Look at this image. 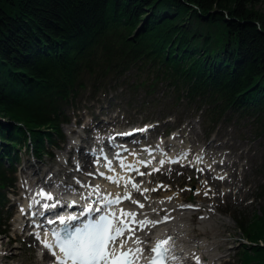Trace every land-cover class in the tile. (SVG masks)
I'll return each instance as SVG.
<instances>
[{
	"label": "trees",
	"instance_id": "obj_1",
	"mask_svg": "<svg viewBox=\"0 0 264 264\" xmlns=\"http://www.w3.org/2000/svg\"><path fill=\"white\" fill-rule=\"evenodd\" d=\"M260 4L264 0H0V235L7 232L5 190L16 180V147L31 138L36 153L45 152V139L56 144L63 136L67 106L127 74L145 75L138 84L148 91L162 84L176 103L198 104L210 122L246 118L264 141ZM238 223L252 242L242 245L239 264H264V202Z\"/></svg>",
	"mask_w": 264,
	"mask_h": 264
},
{
	"label": "rangeland",
	"instance_id": "obj_2",
	"mask_svg": "<svg viewBox=\"0 0 264 264\" xmlns=\"http://www.w3.org/2000/svg\"><path fill=\"white\" fill-rule=\"evenodd\" d=\"M255 10L264 15V4L256 6ZM145 79V75L128 79L125 76L118 82H110L99 93H92L89 89L77 105H69L67 113L71 122L62 127L65 140L61 149L50 148L52 155L35 157L28 147L21 150L24 166H19V182L15 190H9V203L5 210L6 217L12 215L9 233L0 236L1 264H48V258L42 255L34 239H27L28 234H22V194H27L26 188L33 184L35 186L39 178H45L48 173L54 174L57 180L74 182L70 174L75 167L68 160L80 156L84 164L89 166L92 162H88L89 156L83 150L76 152L73 149L70 153L69 145L73 139L79 138L81 144L88 145L87 137L98 128L99 117L119 120L123 127L128 123L132 126L150 125L152 130L149 133L153 140L177 129L176 136L173 134V139L168 138L167 141L174 144L172 149H190L188 153L193 157L204 154L202 161L206 166L167 167L164 172L150 177V191L156 188L160 190L156 194H152L153 191L149 194L147 214L165 216L169 211L166 207L171 211L173 209L174 224L179 225L180 232L177 238L185 243L186 249L190 252L199 249L204 261L210 259L209 262L215 264L238 263L237 253L244 237L236 217L249 219L264 201L261 193L264 189V141L256 137L246 118L223 121L212 138H208L204 130V115L198 111V104H189L184 100L176 103L175 96L162 84L148 91L147 87L138 84ZM153 80L154 76H151L149 83H153ZM162 183L164 187H160ZM193 185L200 191L195 199L202 209L172 208L175 201L188 202L194 193L188 189ZM206 191L207 196L204 195ZM164 201L170 204L166 205ZM153 208L157 211L153 212ZM159 211L161 213L158 214ZM154 229L143 233L142 238H152Z\"/></svg>",
	"mask_w": 264,
	"mask_h": 264
},
{
	"label": "snow or ice",
	"instance_id": "obj_3",
	"mask_svg": "<svg viewBox=\"0 0 264 264\" xmlns=\"http://www.w3.org/2000/svg\"><path fill=\"white\" fill-rule=\"evenodd\" d=\"M145 130L140 129L139 131ZM105 159L107 160V157ZM143 163L145 167H148L147 161ZM163 163L164 161L160 162L161 166ZM120 166L132 168L131 165H125L123 161H120ZM104 167L109 172L114 171L111 160H107ZM159 170V168L153 169L156 172ZM134 171L139 175H151V172L140 173L139 169H134ZM88 175H92V173ZM99 175L117 187L121 186V180L124 179L123 177L105 176L104 172H99ZM77 183L80 182L77 181ZM128 185L139 191V185L133 180L125 181L124 187L127 188ZM84 186L82 185V187ZM160 187L164 186L161 185ZM156 190L151 189V191ZM147 191L149 189H144L141 195ZM193 194L199 193L194 192ZM93 195L97 197L94 201L92 200ZM204 195L207 196L208 192L206 191ZM36 197L39 199L33 198L34 203L39 205L43 211L32 213V215H43V212L57 209L58 206L63 207L59 201L48 203L47 201H53L55 198L43 190L37 192ZM82 199L87 203L80 205L78 212L57 213L54 217L46 218L47 225H57V227L47 228L43 224L35 225L37 228H44V237H48L45 239L41 237L39 232L33 233L35 238L41 242L42 247L54 257L52 264H141V261L143 264H171L175 260L173 256L175 240L173 237L165 236L154 241H146L137 235L138 232H145L150 227L169 222L170 215H165L159 220H151L142 211L137 212L121 208L119 206L125 200H129L140 210L145 208V204L132 199L130 193H125L123 196L117 193L114 197L111 193L102 195L99 185L93 186L87 196H82ZM67 207L72 208L77 207V205L72 202ZM181 207L193 208L195 205L188 203ZM156 211L153 209V212ZM138 216L144 218L138 219ZM193 255L195 264H201L199 257Z\"/></svg>",
	"mask_w": 264,
	"mask_h": 264
},
{
	"label": "bare ground",
	"instance_id": "obj_4",
	"mask_svg": "<svg viewBox=\"0 0 264 264\" xmlns=\"http://www.w3.org/2000/svg\"><path fill=\"white\" fill-rule=\"evenodd\" d=\"M159 149V148H158ZM157 150L156 152L152 150H148V153H139V152H133L131 154H127L125 153L123 156H121L119 159V161L117 162V158L118 157H114L112 158L108 153L107 155V160H111L112 161V166H113V169L114 171L112 172H109L107 170L106 167H104V165L107 163V160L103 157H100L99 162H100V165L98 166V173L99 172H104L105 176H114V177H123L124 179L121 180V186L120 187H117L115 184L113 183H110L108 180H106L104 177H100V175H97L96 173L91 175V176H88V178L86 179L89 183L86 184V182L84 183V189H87L85 191L89 192L91 190V188L93 186H96V185H99V188H100V193L102 194H105V193H111L112 196L114 197L117 193H119L120 195H124L125 193H130V194H133V188H131V185H128L127 188L124 187V183L125 181H127L129 179V177L132 176V173L131 171L134 172V169H139V171H142V167L144 166V163L145 161L148 162V164H150V159L153 158L154 156L157 155ZM143 155V156H142ZM182 155H179V156H174V154H163L159 156V159L161 161H164V162H170L172 161V159H182ZM120 161H123V163L125 165H131L132 168H122L120 166ZM117 162V163H116ZM135 182V181H134ZM136 183V182H135ZM137 184V183H136ZM133 191V192H132ZM141 194V193H139ZM138 201V200H137ZM129 201L127 202H124L123 204H121L119 207L121 208H124L126 210H130V211H133L132 210V206H134L133 204H130L126 206V204L128 203ZM190 203H193L192 201ZM29 206V202L27 201L24 206H23V209H26L27 207ZM150 219V218H149ZM152 220V219H151ZM178 228V227H177ZM177 228H174L175 230ZM179 233V231L176 230V233H170V234H159V238H163L165 236H171L174 238V236H176L177 234Z\"/></svg>",
	"mask_w": 264,
	"mask_h": 264
}]
</instances>
